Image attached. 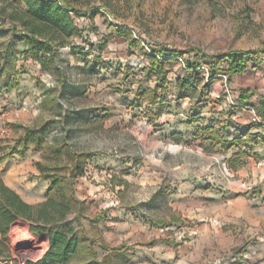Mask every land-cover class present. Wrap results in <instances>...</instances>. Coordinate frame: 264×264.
<instances>
[{
	"label": "rangeland",
	"instance_id": "rangeland-1",
	"mask_svg": "<svg viewBox=\"0 0 264 264\" xmlns=\"http://www.w3.org/2000/svg\"><path fill=\"white\" fill-rule=\"evenodd\" d=\"M73 4L81 10L71 12L78 33L55 52L36 54L18 42L12 87L0 94L4 181L39 203L50 187L39 165L70 171L67 152L51 146L96 153L73 181L80 202L68 218L81 245L70 264L89 260V246L108 264H264V143L239 175L240 157L232 153L240 145L227 151L208 137L211 129L227 139L251 130L264 136L257 118L264 110V51L250 54L246 70L231 79L227 59L213 76L204 58L264 49V0ZM16 25L0 43L19 36L23 27ZM161 49L169 56L166 75L151 65ZM188 61L200 66L191 70ZM188 80L194 89H181ZM162 84L155 103L150 95ZM242 90L251 94L245 101ZM50 120L41 147L16 152L27 127ZM242 177L254 198L237 217L230 210L235 193L224 187ZM45 238L20 235V252L14 259L5 253L1 263L39 259L49 247Z\"/></svg>",
	"mask_w": 264,
	"mask_h": 264
},
{
	"label": "trees",
	"instance_id": "trees-1",
	"mask_svg": "<svg viewBox=\"0 0 264 264\" xmlns=\"http://www.w3.org/2000/svg\"><path fill=\"white\" fill-rule=\"evenodd\" d=\"M72 11H81L74 6L73 0H2L0 39L4 38L9 30L16 28L17 23L23 27V30H20L19 36L15 34L8 42L0 43V94L4 89L12 87V80L16 74L15 60L19 52V40L27 41L36 54L40 51H43L44 55L55 52V49L63 46L67 40L78 33ZM7 22H10L8 28L5 27ZM258 50L264 51V49H231L215 54L205 53L204 58H207L210 74L213 76L220 73V69H218L220 59L222 57L227 59V73L231 79L234 74L246 70L250 62V54L258 53ZM167 53L165 49H161L158 52V57L157 53L151 54L152 67L162 75H166V61L169 58L166 56ZM44 55H42V60ZM43 64H46V61H43ZM199 66L197 61H188V67L191 70H195ZM193 78L194 76H189V79ZM182 86L181 89L184 87L194 89L190 85V80ZM161 87L163 88L164 84L156 86L153 93H150L151 101L156 103L157 89ZM250 96L248 90H242V101L247 100ZM261 106L264 107V101ZM53 127L54 122L51 120L40 127H27L25 134L19 139L22 149L16 152L24 154L30 145L41 147ZM242 135L225 140L219 136L216 130L211 129V134L208 137L213 144L221 143L225 149H230L237 144L249 146L254 141V138H251L254 136L253 133L247 139H243ZM50 148L56 154L67 152L70 171L67 173L59 167L39 165L41 176L50 182L47 198L42 202L31 203L24 199L17 190L4 181L0 172V264L3 262L1 256L5 253L9 258H13L11 232L17 224L25 225L33 235L39 238L44 234L49 236V247L45 253L37 260H29L27 264H70V258L80 248L81 239L76 233L75 226L68 218V215L80 202L73 181L84 174L87 159L96 153L69 150L65 145L51 146ZM239 153L246 154L243 151ZM46 168L49 170L47 173L45 172ZM86 252L89 255V260L74 264H108L105 258L98 257L97 251L92 246L87 247Z\"/></svg>",
	"mask_w": 264,
	"mask_h": 264
},
{
	"label": "crops",
	"instance_id": "crops-1",
	"mask_svg": "<svg viewBox=\"0 0 264 264\" xmlns=\"http://www.w3.org/2000/svg\"><path fill=\"white\" fill-rule=\"evenodd\" d=\"M246 130V129H245ZM254 131L251 130V133H253ZM249 132L244 133V135H242L243 139H247L248 137H251ZM254 136H252L251 138H254V141L251 142V144L249 146L246 145H242V144H237L239 147L238 149H236L235 151H233L232 156H237L240 157L239 158V163L237 164V166H234V169L236 170V173L239 175H243L248 171V168L251 167L252 165V160H254L253 156H258V155H262L263 151H262V146L260 145V143H264L263 139L264 136H260L258 134L253 133ZM223 139L225 140H230L227 139L225 137H223ZM221 144V143H220ZM222 145V144H221ZM223 146V145H222ZM235 146V145H234ZM233 146V147H234ZM233 147H231L230 149H227V151H230ZM223 149H225L224 147H222ZM262 148V149H261ZM226 150V149H225ZM240 151L245 152L246 154H242L239 153ZM248 160H250V164L248 162ZM256 168V167H254ZM243 178H241V180H239V182H230V183H226L224 189L231 192V193H235V196L230 198V202H231V212L233 213V215L237 216V217H242L245 216V209L243 208V205H245L248 200H251L252 197L251 193L249 192L250 187L247 186V184L245 182H243ZM49 183V182H48ZM10 186V185H9ZM49 186V185H48ZM12 188H14L15 190H17V187L11 186ZM19 192V190H17ZM246 192L247 194L243 193ZM20 193V192H19ZM21 194V193H20ZM23 196V195H22ZM23 198L25 199V197L23 196ZM27 201L34 203V201L28 200ZM45 241H47V244L49 243V239H45Z\"/></svg>",
	"mask_w": 264,
	"mask_h": 264
},
{
	"label": "built area",
	"instance_id": "built-area-1",
	"mask_svg": "<svg viewBox=\"0 0 264 264\" xmlns=\"http://www.w3.org/2000/svg\"><path fill=\"white\" fill-rule=\"evenodd\" d=\"M257 118L258 120H260L263 124H264V110L261 111V113H259L257 115ZM20 235H24V236H27V235H31L33 236V234L29 231V229L23 225V224H17L15 225V227L13 228L12 230V233H11V239H12V253L14 252V250H18L17 246H19V244L21 243H14V240L15 239H18ZM45 239H41V241H44ZM23 242V241H21ZM17 252H20V250H18ZM14 259V258H12ZM27 260L26 259H22V260H19V263L20 264H27Z\"/></svg>",
	"mask_w": 264,
	"mask_h": 264
}]
</instances>
